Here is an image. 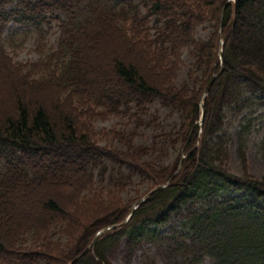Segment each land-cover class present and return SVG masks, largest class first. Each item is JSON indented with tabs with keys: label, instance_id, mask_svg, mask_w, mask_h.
Instances as JSON below:
<instances>
[{
	"label": "trees",
	"instance_id": "16d2710c",
	"mask_svg": "<svg viewBox=\"0 0 264 264\" xmlns=\"http://www.w3.org/2000/svg\"><path fill=\"white\" fill-rule=\"evenodd\" d=\"M11 23L31 28L37 62L15 61ZM157 103L179 123L135 145L141 126L162 129ZM261 110L264 0H0V264H112L122 242L157 244L168 264H264V176L248 164ZM112 118L137 124L96 129ZM136 175L148 189L125 201Z\"/></svg>",
	"mask_w": 264,
	"mask_h": 264
},
{
	"label": "rangeland",
	"instance_id": "374dc122",
	"mask_svg": "<svg viewBox=\"0 0 264 264\" xmlns=\"http://www.w3.org/2000/svg\"><path fill=\"white\" fill-rule=\"evenodd\" d=\"M135 1L139 3L142 0ZM209 32L210 30L201 29L198 33V37L206 39L209 36ZM4 37L7 40L11 39V44L8 45V50L11 55H14L15 61L21 63H35L41 58V56L34 50L36 48L37 40L30 27L12 23L6 28ZM57 38L58 32L57 29L54 28L48 34L49 44L55 45L57 42ZM184 60L186 62V66L180 72V76L178 79L179 85H182L187 80L188 70L192 62L188 53L184 54ZM95 66L99 67V65ZM151 113L152 115L158 116V122L161 124L162 129H157L153 126H141L139 128V135L134 142L135 145H151L155 137H160L159 139L160 141H162L161 134L163 133V131H170L172 128H175V124L177 125L180 121L179 112L174 111L171 108L166 107L160 103L155 104L151 108ZM247 114V112H244L240 116V118H238V120L233 123L234 133L237 127L240 125L242 117L246 116ZM257 116H264V110H261ZM145 119H153V116H147L145 117ZM136 124L137 123L134 119L131 120L129 118H112L106 122H97L95 126L97 130H110L116 127L117 130L133 131V129H135L136 127ZM263 137L264 117H261L256 121L255 128L252 135L250 136L248 151L249 170L253 175L259 178L264 176V164L258 154V146ZM116 145L118 147L121 146L118 142L116 143ZM233 149L234 148H232L231 150L230 166L235 173L240 174V163L237 160ZM177 156L178 150L170 149L166 152V154H162L156 157L161 164H172L176 160ZM105 163L107 164L106 166L109 170V173L106 175V179L103 183L107 185L109 183V176L111 172H113L114 169H117V167H114L111 162ZM133 181L134 183L129 184L126 190L123 192V198L125 201L136 198L140 194H144L148 189L146 184L139 183L140 180L138 175L134 176ZM14 202L18 203L19 201L15 198ZM110 260L112 264H168L167 260L162 257L159 246L152 242H144L133 253H130L128 251L127 243L122 242L120 246L111 253Z\"/></svg>",
	"mask_w": 264,
	"mask_h": 264
},
{
	"label": "water",
	"instance_id": "95a60500",
	"mask_svg": "<svg viewBox=\"0 0 264 264\" xmlns=\"http://www.w3.org/2000/svg\"><path fill=\"white\" fill-rule=\"evenodd\" d=\"M220 56H221V58L223 59V48L221 49ZM219 74H220V73H218V74H216V75H214V76L212 77V79H211L210 82H209L208 87L211 86V84L216 80V78L219 76ZM202 108L204 109V106H203V105H202ZM163 187H164L163 185L157 187L156 189H154L153 191H151L148 195H146L144 198H142L139 202H143V201H144L148 196H150L153 192H155L156 190H159V189H161V188H163ZM135 209H136V207H134V208L132 209V211L130 212L129 217H128V218H127V219L121 224V226H122V225H125V224L129 221V219H130V217L132 216V214L134 213ZM115 227H117V226H110V227H107V228L103 229L102 231H100V232L96 235V237H95V239H94V241H93V245L96 243L97 239H98L102 234H104L105 232H107V231H109V230H111V229H113V228H115ZM80 257H81V255H80V256H77V257L74 259L73 263L76 262V261H78ZM73 263H72V264H73Z\"/></svg>",
	"mask_w": 264,
	"mask_h": 264
}]
</instances>
